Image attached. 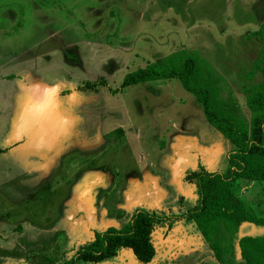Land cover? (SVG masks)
I'll list each match as a JSON object with an SVG mask.
<instances>
[{
    "label": "rangeland",
    "instance_id": "374dc122",
    "mask_svg": "<svg viewBox=\"0 0 264 264\" xmlns=\"http://www.w3.org/2000/svg\"><path fill=\"white\" fill-rule=\"evenodd\" d=\"M262 22L264 0H0V264L66 262L139 209L161 217L151 261L121 248L77 264H222L178 216L197 199L186 175L224 171L232 145L177 79L120 83L157 57L197 50L219 96L248 119L243 88L260 78L247 74ZM236 184L264 214V184Z\"/></svg>",
    "mask_w": 264,
    "mask_h": 264
},
{
    "label": "trees",
    "instance_id": "16d2710c",
    "mask_svg": "<svg viewBox=\"0 0 264 264\" xmlns=\"http://www.w3.org/2000/svg\"><path fill=\"white\" fill-rule=\"evenodd\" d=\"M262 42L247 76L260 78L245 86L249 118L231 99L219 96L214 70L197 50L176 49L144 66L127 71L120 87L157 79H177L201 105L207 121L232 148L227 153L224 171L198 168L186 175L194 184L197 199L178 217L191 220L214 256L222 264H264V233L238 236L244 222L264 226V214L257 212L241 197L237 180L264 184V22L252 31ZM117 91V90H113ZM161 217L144 209L135 211L120 226H108L80 246L66 262L97 263L128 248L141 263L155 255L152 232Z\"/></svg>",
    "mask_w": 264,
    "mask_h": 264
}]
</instances>
